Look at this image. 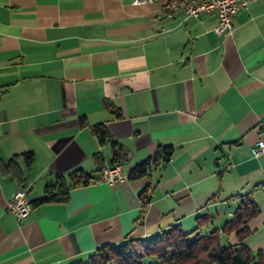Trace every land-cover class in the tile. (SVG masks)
<instances>
[{"label":"crops","instance_id":"crops-1","mask_svg":"<svg viewBox=\"0 0 264 264\" xmlns=\"http://www.w3.org/2000/svg\"><path fill=\"white\" fill-rule=\"evenodd\" d=\"M168 1L0 0V264L85 262L104 245L192 230L198 215L213 225L225 203L244 199L261 214L245 237L259 241L244 243L264 253V153L252 152L264 144V0L221 35L215 13L169 17ZM96 124L126 152V176L161 147L170 156L144 177L91 180L36 204L58 175L97 179L111 164ZM13 157L31 202L23 220L7 207L22 186L2 170Z\"/></svg>","mask_w":264,"mask_h":264},{"label":"trees","instance_id":"trees-1","mask_svg":"<svg viewBox=\"0 0 264 264\" xmlns=\"http://www.w3.org/2000/svg\"><path fill=\"white\" fill-rule=\"evenodd\" d=\"M83 121L81 117L78 123ZM92 132L100 142H110L112 145V160L110 165H116L126 158V152L114 141L106 126L96 124ZM169 147L159 148L151 157L132 167L126 176L129 179L144 177L159 163H165L170 156ZM24 168L30 169L33 153L22 154ZM16 158H11L2 168L15 178L22 187L26 180L21 166ZM65 175H58L49 182L44 190V196L36 204L65 201L68 190L80 183L86 184L95 180L82 169H76ZM151 188L147 184L139 193L144 207L151 199ZM31 204V202H30ZM257 205L250 199H244L221 227L210 230L206 214L195 218L196 226L192 230H184L179 225L162 229L155 234L144 238H128L116 245H104L95 250L85 262L74 264H263L264 253L260 250H251L243 243L248 235V221L258 213ZM205 225V226H202ZM210 230V231H209ZM234 233V242L222 245L220 234ZM231 237L230 239H232Z\"/></svg>","mask_w":264,"mask_h":264},{"label":"built area","instance_id":"built-area-1","mask_svg":"<svg viewBox=\"0 0 264 264\" xmlns=\"http://www.w3.org/2000/svg\"><path fill=\"white\" fill-rule=\"evenodd\" d=\"M254 1L256 0H169L162 8L165 15L169 17L179 11H183L187 15L194 17L215 13L218 21L214 27V32L221 35L228 34L232 31V18L234 14L239 9L246 8ZM252 152L254 155L264 153L263 142H256L255 146L252 147ZM125 180L126 175L122 173L121 166L116 164L104 167L100 177L95 179L94 182L113 184ZM7 207L18 220H23L29 215L31 204L27 197L26 187H18L13 192Z\"/></svg>","mask_w":264,"mask_h":264},{"label":"rangeland","instance_id":"rangeland-1","mask_svg":"<svg viewBox=\"0 0 264 264\" xmlns=\"http://www.w3.org/2000/svg\"><path fill=\"white\" fill-rule=\"evenodd\" d=\"M227 204V205H226ZM237 205H234V203H225L224 206L218 210V216L214 215L215 216V219L217 220L215 224L211 225L210 226V230L214 229L215 228H219L221 229L222 225L230 219V217H232V214L234 213L235 209H236ZM260 212L258 211V213L253 216L251 218V221L255 218H257L258 216H260ZM248 225V223H247ZM209 230V231H210ZM252 234V233H251ZM251 234L248 236V238H245L243 240V243L245 240H248L247 242L248 243H252V245H254L255 243H257L259 241V237L258 236H253L251 237ZM234 233H230V234H226L224 233L223 235L220 234V241H221V244L222 245H227L228 243H231V237H233ZM245 244V243H244ZM250 245V246H252ZM250 246H248L250 248ZM255 251V250H253Z\"/></svg>","mask_w":264,"mask_h":264},{"label":"water","instance_id":"water-1","mask_svg":"<svg viewBox=\"0 0 264 264\" xmlns=\"http://www.w3.org/2000/svg\"><path fill=\"white\" fill-rule=\"evenodd\" d=\"M21 169H22V171H23V174H24V170H23V168H21ZM25 170H29V169H27V168H26Z\"/></svg>","mask_w":264,"mask_h":264}]
</instances>
